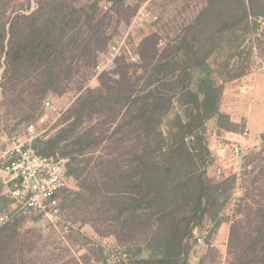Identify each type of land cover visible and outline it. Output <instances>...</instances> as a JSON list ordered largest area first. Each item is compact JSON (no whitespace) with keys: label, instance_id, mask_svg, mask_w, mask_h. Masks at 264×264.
Wrapping results in <instances>:
<instances>
[{"label":"trees","instance_id":"1","mask_svg":"<svg viewBox=\"0 0 264 264\" xmlns=\"http://www.w3.org/2000/svg\"><path fill=\"white\" fill-rule=\"evenodd\" d=\"M103 1L111 3L105 11ZM126 2L0 0V131L12 120L28 127L50 96L77 91L60 129L34 140L44 156L67 159L79 184V191H62L63 210L77 204L80 223L116 239L114 259L91 249L98 264H188L193 229L208 220L206 240L215 235L239 179L209 175L217 158L208 124L237 128L223 111L225 85L249 72L245 36L264 19V0H205L174 36L149 34L137 61L117 56L98 75L99 86L88 87V72L108 50V28L121 22ZM223 45L229 52L214 67ZM241 180L229 264H264V145L248 157ZM17 227L11 221L0 228V264H15L3 252L6 230Z\"/></svg>","mask_w":264,"mask_h":264},{"label":"rangeland","instance_id":"2","mask_svg":"<svg viewBox=\"0 0 264 264\" xmlns=\"http://www.w3.org/2000/svg\"><path fill=\"white\" fill-rule=\"evenodd\" d=\"M86 1V0H83ZM205 0H127L129 8L122 15L119 24L111 23L108 32L111 35L110 43L117 38H124L125 44L136 53L137 48L142 39L151 33H158L161 37L174 36L181 27L187 25L193 17L203 7ZM106 1L101 2L103 10ZM138 6L137 8H135ZM149 9L159 17L156 23H134L133 19L140 9ZM261 21H259L260 27ZM246 45L250 47L251 43L258 47V55L264 59V32L259 28L253 33L246 34ZM161 45H165L162 42ZM227 45H223V49L218 53L217 57L211 59V64L216 67L215 63H221L229 52ZM249 72L244 75L240 81L228 82L225 85L223 95V109L228 108L230 104L245 107L247 98L238 95L239 84L248 82L247 75L252 72L257 65V59L250 47ZM99 61H102L100 56ZM108 67V66H107ZM259 71V70H258ZM2 70L0 71L1 76ZM89 79L86 86L96 88L100 82L95 69L89 70ZM194 84L199 77V71H194ZM79 93L70 90L62 95L50 96L46 101L51 102V106L45 107L43 115L33 121L36 124V138L48 139L54 135L62 126L61 118L74 103ZM225 113L231 116L232 121L237 125L235 131H226L218 129L213 122L208 124L209 144L212 152L216 156V141L219 139L232 138L245 141L242 137L232 133H240L243 130V121L246 119L244 111L242 113L231 112ZM233 117H239L234 120ZM40 119H43L42 121ZM16 120L8 121L0 131V148H4L9 140L13 137L27 138L30 133L26 125L22 124L14 127ZM230 133V134H229ZM248 138V137H247ZM34 139V140H35ZM246 145L245 154L238 158V171L230 175H238L236 186L233 190V198L224 211L226 221L217 229L215 235L209 241L205 239L202 244L193 245L188 264H229L228 257V241L230 227L233 219V209L236 199L243 195L242 173L247 159L253 153L259 152L264 145V131L260 132L258 141L244 142ZM212 173V172H211ZM230 175H224L225 177ZM71 188L69 190L79 191L78 182L72 178ZM0 196L5 197L0 201V211H10L12 199L8 195L7 185L3 178H0ZM72 199L74 196H71ZM61 216L58 219H48L42 217H14L11 221L18 223L16 230H6L11 233L4 247V259L9 263L15 264H74V260H84L88 264H98V259L93 256L91 249H104L110 253L111 259L116 258L121 249L117 245V241L113 236H101L90 223H80V211L77 204H73L66 210L62 208V196L60 195ZM77 202V201H76ZM7 222V223H9ZM5 225V224H4ZM206 229L211 230L212 223L205 221L201 224ZM11 227V226H10ZM210 232V231H209ZM3 245V244H2Z\"/></svg>","mask_w":264,"mask_h":264},{"label":"built area","instance_id":"3","mask_svg":"<svg viewBox=\"0 0 264 264\" xmlns=\"http://www.w3.org/2000/svg\"><path fill=\"white\" fill-rule=\"evenodd\" d=\"M111 3L106 2L105 9ZM158 15L149 9H140L133 19L134 23H156ZM259 30L264 32V19L261 20ZM257 61V67L252 70L264 69V59L258 54L256 44L250 45ZM126 54L131 61H137L138 55L125 44L124 38H117L110 43L108 50L103 53L102 61H99L95 71L99 75L113 60ZM255 90L253 82L239 84L238 95L247 98ZM51 106L48 100L45 107ZM41 121L43 119H40ZM30 136L27 138L13 137L4 148H0V178L5 180L8 195L12 199L13 208L10 211H0V228L14 217H42L58 219L61 216L60 195L63 190L71 188L72 176L68 175L67 159L47 157L39 153L34 147V139L37 137L36 124L27 127ZM243 139L250 137L252 129L249 121H243V130L240 133H232ZM246 145L243 141L232 138L219 139L216 143L217 161L238 159L245 154ZM212 172V173H211ZM210 176L220 178L224 176L222 169L216 165L209 170ZM209 229L198 225L193 229L192 242L202 244L209 234Z\"/></svg>","mask_w":264,"mask_h":264},{"label":"crops","instance_id":"4","mask_svg":"<svg viewBox=\"0 0 264 264\" xmlns=\"http://www.w3.org/2000/svg\"><path fill=\"white\" fill-rule=\"evenodd\" d=\"M246 78L248 82L254 83L255 90L247 97L245 107L240 108V106L230 104L227 109L224 108L223 110L230 114L231 112L242 113L241 111H244V116L249 121L252 129L251 136L246 138L245 141L252 142L254 140L258 141L260 132L264 131V69L250 72ZM232 118L237 121L239 117L234 118L232 115ZM237 164V159L217 161V166L222 169L224 175L236 173L238 171Z\"/></svg>","mask_w":264,"mask_h":264}]
</instances>
